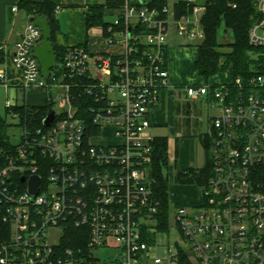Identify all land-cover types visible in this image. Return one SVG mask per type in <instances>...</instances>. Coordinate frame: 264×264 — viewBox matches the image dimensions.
Returning <instances> with one entry per match:
<instances>
[{"label": "built area", "instance_id": "built-area-1", "mask_svg": "<svg viewBox=\"0 0 264 264\" xmlns=\"http://www.w3.org/2000/svg\"><path fill=\"white\" fill-rule=\"evenodd\" d=\"M120 1L102 29L115 50L68 46L49 78L34 57L43 38L34 22L11 53L0 44L2 65L11 54L20 76L11 86L0 69V89L13 91L0 114L9 125L0 136V264H264V76L184 89L208 105L200 136L212 175L197 201L170 202L165 215L151 175V114L169 85V36L203 41L197 16L206 8L177 18L176 0L163 9L151 0ZM254 5L260 18L249 43L264 47V0ZM32 94H43L44 104H32ZM103 135L115 142H100ZM68 211L80 215L75 242L61 224ZM101 250L116 255L103 260Z\"/></svg>", "mask_w": 264, "mask_h": 264}, {"label": "trees", "instance_id": "trees-1", "mask_svg": "<svg viewBox=\"0 0 264 264\" xmlns=\"http://www.w3.org/2000/svg\"><path fill=\"white\" fill-rule=\"evenodd\" d=\"M121 3L120 0H106L104 4L89 7L85 13L88 29L99 26L106 32L110 26V22L106 21V11L117 10ZM168 5L169 0H151L150 2L151 8L163 9ZM196 5L206 8V12L200 20L205 38L199 44V58L195 63L198 75L210 79L220 72H227L231 66L233 79L246 80L252 76H264V47H254L249 43V31L260 18L254 0H194L192 3L176 0L174 5L176 17L190 15ZM58 7L61 8L60 0H44L42 2L22 0L19 4V10L24 12L29 19L47 20L52 33L50 41L58 62H61L66 47L59 46L55 40L56 33L59 31L56 11ZM226 36L231 38V42L224 45L221 40ZM224 47H227L229 51H223ZM222 60L223 64L221 65ZM3 63L4 58L0 56V66ZM50 108L51 106L47 105L40 109L39 114H36L37 118H40L36 119L37 123H41V119ZM8 126L0 116V136L3 139L6 137ZM96 133L94 130L90 132L94 135ZM200 138L205 149V166L201 169L179 170L176 168L175 182L177 184L195 185L198 188H203L212 175L207 139ZM153 146L151 175L156 180V196L167 215L171 210L169 177L166 174L169 168L167 137H156ZM79 220L80 215L76 211L66 212L61 219V224L67 228V238L72 242H75L80 233V229L74 226V222Z\"/></svg>", "mask_w": 264, "mask_h": 264}, {"label": "crops", "instance_id": "crops-1", "mask_svg": "<svg viewBox=\"0 0 264 264\" xmlns=\"http://www.w3.org/2000/svg\"><path fill=\"white\" fill-rule=\"evenodd\" d=\"M22 0H0V44L9 45L10 53L13 51V45L21 37L27 21L30 19L24 12L13 11L15 6L19 7ZM42 2L44 0H33ZM175 0H169L173 4ZM106 0H60L61 9L57 12L59 20V31L56 33L55 40L59 46H86L92 53L112 52L115 49L108 46L102 36V27L96 26L88 29L86 22V11L89 7L104 4ZM116 11H106V21L111 22ZM112 18V20H108ZM199 58V45L193 46V42H188L184 38L172 33L168 39V88L162 93L159 106L152 112V129L160 127H170L172 138L176 145L175 166L179 170L196 169L194 159L189 157L183 166L181 161L184 156L185 143H191V133L187 134L183 140H180L178 130L180 129L179 117L182 114H190V100L185 94V88L190 86L216 85L210 83L215 77L206 79L198 75L195 63ZM5 69L7 81L11 86H17L20 83L18 70L11 63V54L0 69ZM231 70V69H230ZM229 71V70H228ZM232 72V71H231ZM223 84V83H222ZM187 85V86H186ZM181 87L180 97L185 100V105L173 102L175 90ZM3 89V88H1ZM0 89V91H1ZM5 100L13 91L3 89ZM1 96V93H0ZM37 100L30 99L32 104L43 105L45 96L43 94H32ZM5 108V106H4ZM5 111V110H4ZM209 124V122H208ZM182 129V128H181ZM180 129V131H181ZM152 131V130H151ZM201 135V134H200ZM206 162V156H205ZM180 165V166H179ZM179 166V167H178Z\"/></svg>", "mask_w": 264, "mask_h": 264}, {"label": "rangeland", "instance_id": "rangeland-1", "mask_svg": "<svg viewBox=\"0 0 264 264\" xmlns=\"http://www.w3.org/2000/svg\"><path fill=\"white\" fill-rule=\"evenodd\" d=\"M203 14H199L197 16L198 20L200 21ZM108 20H112V18H108ZM202 41H196L193 42V46L196 47L199 45ZM221 42L226 45L231 42V38L229 36H226L221 40ZM223 51H229L227 47L223 48ZM223 64V60L221 62V65ZM169 65V61H168ZM231 69V66H230ZM233 80V73L231 70L227 72H220L218 75L215 76V79L210 80V83L214 84H224V83H230ZM187 86V85H186ZM1 89L0 93V114L6 115L5 106V96L4 92ZM181 91V87L175 90V93L173 94V102L175 105V102L177 104L185 105V100L183 97H180L179 93ZM20 94V92H19ZM32 100H37L36 97H31ZM39 101V99H38ZM191 110L190 114L184 115L182 114L181 117H179L180 122V129L178 130V136L180 140H183V138L187 135V133H191V143H185L186 147L184 149V158L181 161V164L183 166V163H185L186 159L189 160L190 158L194 159V163L196 164V169H201L205 166V149L203 146V143L201 141L200 134L203 132H206L208 129V105L205 101L199 100V101H191L190 102ZM55 108L58 110V107L55 106ZM214 113V112H213ZM152 135L154 137H167L168 139V154H169V168L166 171V174H168L169 177V196H170V202L175 204H183V203H189V202H195L199 199L201 195L200 189L195 185H180L175 182V175H176V166H175V154H176V145L174 142V139L172 138V130L170 127H160V128H153L151 131ZM186 138V137H185ZM102 143H114L115 141L111 136L109 135H103L102 139L99 140ZM180 166V165H179ZM178 166V167H179ZM53 239L57 237V234L55 232L52 233ZM99 257H101L103 260H108L109 258H113L116 253L114 251L109 250H101L97 253Z\"/></svg>", "mask_w": 264, "mask_h": 264}, {"label": "water", "instance_id": "water-1", "mask_svg": "<svg viewBox=\"0 0 264 264\" xmlns=\"http://www.w3.org/2000/svg\"><path fill=\"white\" fill-rule=\"evenodd\" d=\"M31 22L41 28L43 31L42 41L35 47L34 57L38 61L41 67L42 76L45 78H49L51 71L57 66V56L54 50V47L51 43V29L48 25L47 20L38 18V19H30ZM54 119V111L50 110L47 118L44 121L46 126H49ZM39 179L33 178L30 183V191L33 194L38 193Z\"/></svg>", "mask_w": 264, "mask_h": 264}]
</instances>
